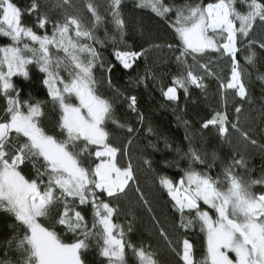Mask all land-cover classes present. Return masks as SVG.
<instances>
[{
	"label": "snow or ice",
	"instance_id": "obj_1",
	"mask_svg": "<svg viewBox=\"0 0 264 264\" xmlns=\"http://www.w3.org/2000/svg\"><path fill=\"white\" fill-rule=\"evenodd\" d=\"M121 5L122 0H110L108 4L119 32L117 40L107 31L104 38L96 34L105 17L91 0L85 3L90 22L72 0H55L53 9L63 10L56 19L49 11H42L39 0H31L26 8L13 0H0V38L9 41L0 45V95L4 98L0 114V212L12 218L7 224L11 235L0 242V264H88L86 253L93 241L107 264H129L126 250H131L135 264H158L150 245L126 239L132 231L131 221L125 229L113 220L119 208L112 201L127 194L136 184V176L130 158L127 163L119 159L128 156L127 145H115L106 128L108 121L121 128L126 125L114 118L113 102L99 91L94 75L97 65L109 73L115 66L101 59L96 45L103 47L105 40H111L113 55L123 69H131L146 53L145 49L132 50L124 41ZM138 7L151 9L165 19L174 13V18L168 20L173 43L167 47L176 53L181 71L172 77L169 86L161 87L162 95L177 102L179 89L185 96L191 86L205 90L201 73H214L200 59L209 52L230 58L227 83L223 79L220 83L223 110L214 111L201 127H214L222 140L231 143L230 126L245 141L256 145L257 141L242 131L238 122L229 120L227 92L234 90L241 99L248 98L244 82L248 73L238 60L239 45L252 35L257 22L264 25V0H213L206 4L184 0L178 5L139 0ZM25 13L36 14L35 26L23 22ZM257 46L264 50V37L247 39V64L254 65ZM33 64L43 74L40 83L46 88L47 99L34 98L31 93L25 98L23 89L14 83L16 76L28 79ZM259 79L264 80V75ZM108 83L111 85L110 78ZM126 99L129 109L136 112L137 98ZM48 103L59 110V135L50 134L42 126ZM241 111V107L235 108L237 114ZM139 119L143 121V114ZM128 131L133 129L128 126ZM147 131L153 132L152 127ZM185 138L190 143L183 152L187 166L181 170L182 175L178 180L166 175L158 179L179 214V228L189 230L198 224L204 234L205 254L199 264H264V191H253L254 186L264 185V178L246 179L239 174L237 169L247 171V161L235 151L214 177L211 169L217 153L202 152L192 146L188 136ZM164 139L165 146L171 147ZM28 162L34 175L23 171ZM144 163L151 167V161L145 159ZM135 191L147 205L138 185ZM88 206L92 210L91 226L82 211ZM160 233L171 246L173 242L163 228ZM69 234L71 242L66 239ZM172 250L182 264H197L194 245L187 237L178 239Z\"/></svg>",
	"mask_w": 264,
	"mask_h": 264
},
{
	"label": "trees",
	"instance_id": "obj_2",
	"mask_svg": "<svg viewBox=\"0 0 264 264\" xmlns=\"http://www.w3.org/2000/svg\"><path fill=\"white\" fill-rule=\"evenodd\" d=\"M13 2L21 8H26L30 5L31 0H13ZM39 2L42 5V11H49L53 19L62 16L63 10L53 9L55 0H39ZM91 2L105 17V22L96 34L104 38L105 31H107L109 36L115 35L119 40V32L109 14L110 0H91ZM183 2L184 0H164V3L168 5H178ZM195 2L206 4L213 0H195ZM72 3L81 11L84 19L90 22L91 14L85 8L86 0H72ZM138 4L137 0H122L121 5L122 18L125 21L124 41L132 50H146L145 55L139 57L131 69H123L115 59L111 40H105L103 47L96 45L101 53V59L111 62L115 66L109 73L106 68L97 65L94 75L98 81L99 91L113 102L114 118L120 124L126 125L121 128L112 121H108L106 128L115 145L121 148L127 145L128 156H121L119 159L121 163H127L130 158L136 176V184L128 189L127 194L112 201L113 205L119 208L113 220L114 223L124 225L125 229H127L128 222L131 221L132 231L127 233L126 239L137 245L141 243L145 246L150 245V250L155 253L158 264H182L172 248L175 247L178 239L182 240L185 237L194 245V259L199 264L205 254L204 234L200 231L198 224L189 230L179 228V214L173 209V202L167 190L159 183L158 177L166 175L173 180L180 178L181 170L187 166V160L182 156L189 147L190 141L185 138L188 136L192 146L202 152L211 154L215 151L217 153L218 159L211 169V174L214 177L221 173L224 165L230 162L235 151L243 154L247 161V171L237 169L239 174L246 179L264 178V151L261 150L264 146V80L259 79L264 75V50L256 47L254 65L247 64L244 60L247 55L245 47L247 39L264 37V25L257 22L252 35L247 39H242V43L239 45L241 51L238 54V60L241 67L247 69L248 73L244 80L248 98L241 99L235 95L234 90L227 92L229 120L238 122V127L242 131L248 132L249 136L257 143L251 145L243 139L240 132L231 129L230 126L229 139L231 143H228L218 136L214 127L209 126L207 129H202L201 125L205 120L211 118L214 111L223 110L220 83L221 79L225 84L227 83L231 68L230 58H221L219 54L209 52L208 55L200 59V63H208L210 70L214 73L212 76L201 73L205 76L206 89L201 90L191 86L187 96L182 89H179V100L177 102L168 101L162 95L161 87L169 86L172 77L181 71L175 60L176 53L167 47L168 44L173 43V33L168 20L174 18V13L165 19L157 16L151 9L138 7ZM22 20L27 25L35 26L36 14L25 13ZM38 31L43 32L44 30ZM47 31L51 32V25L48 26ZM8 42L7 39L0 38V45ZM155 45L160 47H154ZM119 46L124 47L123 44ZM189 63H191L190 58ZM29 73L28 79L20 76L13 78L14 83L23 89V97L26 98L31 93L34 98L47 99L46 88L40 83L43 74L34 64L29 66ZM63 74L66 75V73ZM109 78L111 85L108 83ZM131 96L137 98L136 112L128 107L129 101L126 98ZM73 102L76 101L73 99ZM237 106L242 108L239 114L235 112ZM3 108L4 98L0 95V114L3 113ZM44 113L41 121L42 126L50 134L59 135L57 127L59 110L54 109L51 103H48L44 108ZM140 114H143V121L139 119ZM184 121L188 122L187 125L184 124ZM128 126L133 129L132 132L128 131ZM149 126L153 129L151 133L147 131ZM164 138H167L171 147L165 146ZM177 148L181 149L180 153L177 152ZM92 151L94 152L95 148ZM145 159L151 161V167L144 163ZM174 161H178L179 164L177 165ZM209 162L211 163L210 158ZM40 163L42 164L43 161L41 160ZM23 171L25 174L34 175L31 162L25 164ZM137 185L148 201L147 205L139 199V193L135 191ZM253 191H264V185L254 186ZM82 211L91 226V207H84ZM11 222V217L0 212V242L11 235V231L7 227V224ZM42 222L47 223L46 221ZM161 228L173 242L171 246L168 240L161 235ZM58 230L63 232V229ZM66 239L71 242V235L69 234ZM126 251L129 264H135L131 250ZM2 255L3 246L0 243V257ZM86 259L88 264H107L106 258L99 256L95 241L92 242V246L86 253Z\"/></svg>",
	"mask_w": 264,
	"mask_h": 264
},
{
	"label": "rangeland",
	"instance_id": "obj_3",
	"mask_svg": "<svg viewBox=\"0 0 264 264\" xmlns=\"http://www.w3.org/2000/svg\"><path fill=\"white\" fill-rule=\"evenodd\" d=\"M137 1H139V0H137Z\"/></svg>",
	"mask_w": 264,
	"mask_h": 264
}]
</instances>
